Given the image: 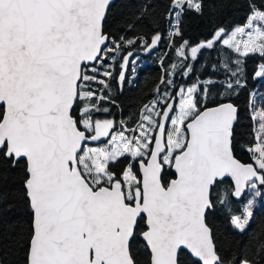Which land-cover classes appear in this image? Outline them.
I'll use <instances>...</instances> for the list:
<instances>
[{
    "label": "snow or ice",
    "instance_id": "1",
    "mask_svg": "<svg viewBox=\"0 0 264 264\" xmlns=\"http://www.w3.org/2000/svg\"><path fill=\"white\" fill-rule=\"evenodd\" d=\"M110 4L0 0V166L24 165L22 196L30 213L26 264H137L130 242L141 222L147 264H182L184 255L193 258L191 264H224L206 222L215 207L213 190L227 182L231 197L251 191L264 199V107L252 106L251 119L258 124L255 143L247 146L248 164L233 154L238 109L225 100L232 95L231 81L215 107L206 106L211 80L202 89H181L178 105L163 99L160 111L157 103L145 105L138 135L127 127L113 131L112 120H94V113L109 111L101 107L109 100L102 94L109 85L100 77L112 73L101 69L107 54L120 48L109 46L104 32ZM188 10L201 12L200 0H169V15L176 18L171 36H182L180 17ZM160 39L154 35L143 47H155ZM217 43L240 57L258 54L262 62L254 78H264V8L251 4L242 26L231 33L218 29L190 48L191 59ZM188 46L185 40L176 55H188ZM130 55L122 57L121 82ZM181 67L190 74L191 65ZM94 84L102 86L100 94ZM236 84L243 86L238 79ZM103 138L104 146H89ZM122 157L130 159L118 174L112 165ZM169 174L174 175L165 182ZM217 199L226 202L223 194ZM253 203L248 200L241 215L231 216L240 233L254 215Z\"/></svg>",
    "mask_w": 264,
    "mask_h": 264
},
{
    "label": "trees",
    "instance_id": "2",
    "mask_svg": "<svg viewBox=\"0 0 264 264\" xmlns=\"http://www.w3.org/2000/svg\"><path fill=\"white\" fill-rule=\"evenodd\" d=\"M201 12L188 10L180 17L179 28L182 36L173 37L176 24L175 13L169 15V0H117L107 12L104 32L109 36V46L120 48L107 54L109 59L101 71H109V87L103 89L109 100L101 102V107L109 109L99 116L114 122V129L127 127L134 129L141 121L142 109L163 92L175 98L180 88L196 85L205 87L203 81L211 80L207 85L209 92L206 106L214 107L221 101V93L226 91L227 82L231 81L233 89L225 100L232 102L238 109V120L233 130V154L240 162L248 164L250 160L247 146L255 143L252 121L253 105L256 110L264 107V78H254L262 62L258 54L240 57L231 49L217 43L214 48H204L197 53L193 61L190 48L212 38L218 29L231 32L242 26L250 13V5L264 8V0H200ZM174 15V17H173ZM159 34L161 41L155 52H148L143 45L150 44L154 35ZM135 41L127 44V41ZM189 42V54L177 56L176 49L184 41ZM128 56L130 63L125 71V80H119L122 71V57ZM175 65V67H173ZM182 65H191V72ZM233 72L236 73L233 76ZM171 73V75H167ZM162 78L165 80L161 83ZM170 79L171 84H166ZM240 85L236 84V80ZM100 94L102 86L93 85ZM201 97L203 93H198ZM169 98V99H170ZM176 100V99H175ZM162 109L164 104L161 106ZM96 113L93 114V116ZM129 157H122L112 165V170L121 173L128 165ZM137 171L136 164H133ZM24 165L17 167L0 166V264H26L27 239L30 234V213L23 199ZM165 176V182L172 178ZM229 183L218 185L213 190L215 203L207 215V224L212 231L215 249L224 264H236L240 259H247L251 264H264V199L259 200L258 209L253 213L250 224L244 233L235 230L231 224L232 215H241L244 198L236 200L228 195ZM264 194V188L260 189ZM218 194L226 198L219 203ZM248 194V193H247ZM6 197V199H5ZM145 227L141 222L137 234L132 239L131 252L137 264H147L148 254L139 239L140 231ZM182 264H191V257H181Z\"/></svg>",
    "mask_w": 264,
    "mask_h": 264
},
{
    "label": "rangeland",
    "instance_id": "3",
    "mask_svg": "<svg viewBox=\"0 0 264 264\" xmlns=\"http://www.w3.org/2000/svg\"><path fill=\"white\" fill-rule=\"evenodd\" d=\"M173 17H174V15H173ZM235 29V28H234ZM233 29V30H234ZM229 33H231V32H229ZM221 44V43H220ZM222 45V44H221ZM187 51L189 52V50L187 49ZM155 52V50H153L152 51V54ZM183 57H186V56H183ZM168 81H171L170 79H168L167 81H166V84H169L168 83ZM188 87L186 86V87H184V88H180V90L181 89H187ZM179 90V91H180ZM178 91V92H179ZM177 92V93H178ZM177 93H176V95H175V99H176V103H175V105H178V101H179V96L177 95ZM171 97V96H170ZM169 97V94L168 93H166V92H163L158 98H156V99H154L153 101H151L148 105L149 106H151L153 103H157V111H160L161 109H162V105L164 104L163 102H161L162 101V99H163V101H167L168 103L170 102V98ZM103 112H97L96 113V115H94L93 116V119L95 120V119H100V120H104L101 116H99L100 114H102ZM172 115H175V113L173 112L172 113ZM258 124V122H256V125ZM168 126L170 127L171 125H170V121H169V123H168ZM125 127H121V128H116V129H113V131H115V132H119V131H121L122 129H124ZM134 129H137V132L135 133L136 135H138L139 134V132H138V126L137 127H135ZM126 135H129V136H132L134 133H132L131 131H127L126 133H125ZM107 139L108 138H104V141L99 145V146H91V147H100V146H104L106 143H107ZM90 146V145H89ZM136 164V168H137V170H138V172H139V164L138 163H136V162H133V164ZM247 193L248 194H246V196H245V198H244V201H243V204L241 205V207H242V210H243V208L246 206V204H247V201L248 200H250V199H254V203H253V208H252V211L254 212L256 209H258V204H259V200L261 199L260 198V196H255V197H253V193L251 192V191H247ZM251 222V221H250ZM235 229V228H234ZM236 230V229H235ZM238 231V230H237Z\"/></svg>",
    "mask_w": 264,
    "mask_h": 264
},
{
    "label": "water",
    "instance_id": "4",
    "mask_svg": "<svg viewBox=\"0 0 264 264\" xmlns=\"http://www.w3.org/2000/svg\"><path fill=\"white\" fill-rule=\"evenodd\" d=\"M117 0H111V4H110V7L116 2ZM109 7V8H110ZM160 41H161V39L158 41V43H157V45L155 46V47H152V48H150V49H148V52H151V51H153L157 46H158V44L160 43ZM198 46V45H197ZM169 103H173V104H175V99H171L170 100V102ZM215 107V106H214ZM209 108H211V107H209ZM170 115H172V113H170ZM169 123V122H168ZM236 124V123H235ZM234 124V125H235ZM96 143H98V142H90V144L89 145H92V144H96ZM238 160V159H237ZM239 161V160H238ZM242 163V162H241ZM246 193H247V191H246ZM246 193L242 196V198H240V199H237V198H235L236 200H241V199H243L244 197H245V195H246ZM139 239L142 241V237L141 236H139ZM142 243H143V241H142ZM144 244V243H143ZM189 257H190V255H188ZM191 259H193V258H191Z\"/></svg>",
    "mask_w": 264,
    "mask_h": 264
},
{
    "label": "flooded vegetation",
    "instance_id": "5",
    "mask_svg": "<svg viewBox=\"0 0 264 264\" xmlns=\"http://www.w3.org/2000/svg\"><path fill=\"white\" fill-rule=\"evenodd\" d=\"M103 140H104V138L102 139V141L98 142L97 144H100L101 142H103ZM97 144H96V145H97ZM93 146H95V145H93Z\"/></svg>",
    "mask_w": 264,
    "mask_h": 264
}]
</instances>
